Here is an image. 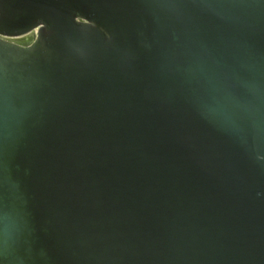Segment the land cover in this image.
I'll return each instance as SVG.
<instances>
[{"label":"water","instance_id":"1","mask_svg":"<svg viewBox=\"0 0 264 264\" xmlns=\"http://www.w3.org/2000/svg\"><path fill=\"white\" fill-rule=\"evenodd\" d=\"M0 264H264V0H0Z\"/></svg>","mask_w":264,"mask_h":264},{"label":"flooded vegetation","instance_id":"2","mask_svg":"<svg viewBox=\"0 0 264 264\" xmlns=\"http://www.w3.org/2000/svg\"><path fill=\"white\" fill-rule=\"evenodd\" d=\"M27 38H24L23 40H26Z\"/></svg>","mask_w":264,"mask_h":264}]
</instances>
